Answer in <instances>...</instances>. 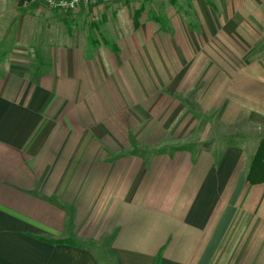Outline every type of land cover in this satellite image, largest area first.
Returning a JSON list of instances; mask_svg holds the SVG:
<instances>
[{
	"label": "crops",
	"instance_id": "1",
	"mask_svg": "<svg viewBox=\"0 0 264 264\" xmlns=\"http://www.w3.org/2000/svg\"><path fill=\"white\" fill-rule=\"evenodd\" d=\"M24 1L0 0V264H264L231 143L264 139V0Z\"/></svg>",
	"mask_w": 264,
	"mask_h": 264
},
{
	"label": "built area",
	"instance_id": "2",
	"mask_svg": "<svg viewBox=\"0 0 264 264\" xmlns=\"http://www.w3.org/2000/svg\"><path fill=\"white\" fill-rule=\"evenodd\" d=\"M105 0H25L24 6H43L55 13H74Z\"/></svg>",
	"mask_w": 264,
	"mask_h": 264
},
{
	"label": "rangeland",
	"instance_id": "3",
	"mask_svg": "<svg viewBox=\"0 0 264 264\" xmlns=\"http://www.w3.org/2000/svg\"><path fill=\"white\" fill-rule=\"evenodd\" d=\"M0 71H2L1 68H0ZM244 131L247 132V135ZM196 136L197 135L193 136L194 141L196 139ZM200 136H202V135H200ZM231 136H232L231 137V139H232L231 143L232 144H238L244 148L245 158H246V162H247V170L246 171L248 172L249 166L252 163L254 154L256 152L257 145L260 141L259 135L255 133L254 125H251L248 123L246 126L241 127V133H238L236 135H231ZM262 136H264V135H262ZM262 138H264V137H262ZM261 140H264V139H261Z\"/></svg>",
	"mask_w": 264,
	"mask_h": 264
},
{
	"label": "trees",
	"instance_id": "4",
	"mask_svg": "<svg viewBox=\"0 0 264 264\" xmlns=\"http://www.w3.org/2000/svg\"><path fill=\"white\" fill-rule=\"evenodd\" d=\"M134 23L137 24L135 18ZM90 45L93 44L89 42ZM246 183L250 186L264 184V140H260L256 152L254 154L252 163L246 173Z\"/></svg>",
	"mask_w": 264,
	"mask_h": 264
}]
</instances>
